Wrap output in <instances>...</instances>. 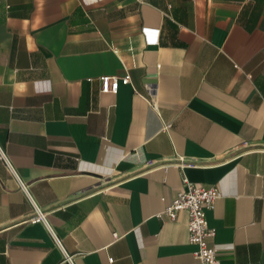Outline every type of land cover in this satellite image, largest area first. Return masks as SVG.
Returning a JSON list of instances; mask_svg holds the SVG:
<instances>
[{"label": "crops", "instance_id": "0c3cea01", "mask_svg": "<svg viewBox=\"0 0 264 264\" xmlns=\"http://www.w3.org/2000/svg\"><path fill=\"white\" fill-rule=\"evenodd\" d=\"M0 150V264H264V0H0Z\"/></svg>", "mask_w": 264, "mask_h": 264}, {"label": "built area", "instance_id": "2783aa9c", "mask_svg": "<svg viewBox=\"0 0 264 264\" xmlns=\"http://www.w3.org/2000/svg\"><path fill=\"white\" fill-rule=\"evenodd\" d=\"M144 32L157 31L159 29H151L144 27ZM157 38V37H156ZM153 38L148 36V40ZM102 90L104 92L118 90L120 82L129 83L130 74L124 76L104 75L101 76ZM152 106H156L155 101H151ZM169 125H165L167 128ZM0 159L3 160L9 168L14 171L12 164L7 154L0 150ZM22 186L27 188V185L22 182ZM221 196V192L216 186H205L190 180L187 176H183L182 187L174 194L171 202L165 206L161 212L170 219H176L180 212L187 213V229L189 240L196 244L194 255L202 264H221V259L218 249L215 246L213 239L216 235V227L212 226L207 217V211L215 207L217 199ZM160 213V214H161ZM44 219L42 210L39 207L34 209V213L28 218L31 222H38ZM114 236L118 237L117 232ZM113 258L110 257V260Z\"/></svg>", "mask_w": 264, "mask_h": 264}]
</instances>
